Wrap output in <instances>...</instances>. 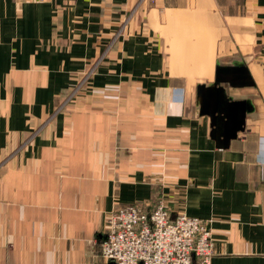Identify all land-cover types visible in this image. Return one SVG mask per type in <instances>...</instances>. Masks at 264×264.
Segmentation results:
<instances>
[{
	"label": "crops",
	"instance_id": "1",
	"mask_svg": "<svg viewBox=\"0 0 264 264\" xmlns=\"http://www.w3.org/2000/svg\"><path fill=\"white\" fill-rule=\"evenodd\" d=\"M243 64L222 144L196 87ZM264 0H0V264H110L116 207L206 222L212 264H264Z\"/></svg>",
	"mask_w": 264,
	"mask_h": 264
},
{
	"label": "built area",
	"instance_id": "2",
	"mask_svg": "<svg viewBox=\"0 0 264 264\" xmlns=\"http://www.w3.org/2000/svg\"><path fill=\"white\" fill-rule=\"evenodd\" d=\"M260 180L264 182V162ZM99 255L115 264H212L214 243L205 221L185 212L173 215L159 200L114 208Z\"/></svg>",
	"mask_w": 264,
	"mask_h": 264
},
{
	"label": "water",
	"instance_id": "3",
	"mask_svg": "<svg viewBox=\"0 0 264 264\" xmlns=\"http://www.w3.org/2000/svg\"><path fill=\"white\" fill-rule=\"evenodd\" d=\"M243 87L252 85L247 67L243 64L228 67H217L216 78L212 85L196 87L197 104L201 115H207L211 121L214 134L220 132L222 144L228 147L229 142L244 131L246 115L251 111L246 101H232L226 96L222 85ZM110 264H115L110 260Z\"/></svg>",
	"mask_w": 264,
	"mask_h": 264
},
{
	"label": "rangeland",
	"instance_id": "4",
	"mask_svg": "<svg viewBox=\"0 0 264 264\" xmlns=\"http://www.w3.org/2000/svg\"><path fill=\"white\" fill-rule=\"evenodd\" d=\"M221 1H223V2L225 3V2H228V1H230V0H221Z\"/></svg>",
	"mask_w": 264,
	"mask_h": 264
}]
</instances>
